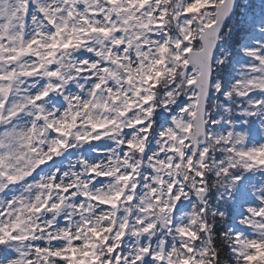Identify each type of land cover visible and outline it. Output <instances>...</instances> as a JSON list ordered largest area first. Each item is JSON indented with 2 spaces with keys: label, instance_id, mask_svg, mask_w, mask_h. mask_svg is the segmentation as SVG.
Wrapping results in <instances>:
<instances>
[{
  "label": "snow or ice",
  "instance_id": "6c2138e0",
  "mask_svg": "<svg viewBox=\"0 0 264 264\" xmlns=\"http://www.w3.org/2000/svg\"><path fill=\"white\" fill-rule=\"evenodd\" d=\"M0 264H264V0H0Z\"/></svg>",
  "mask_w": 264,
  "mask_h": 264
}]
</instances>
